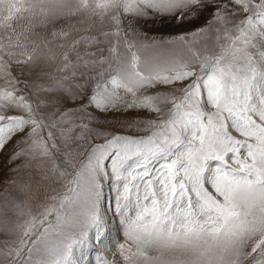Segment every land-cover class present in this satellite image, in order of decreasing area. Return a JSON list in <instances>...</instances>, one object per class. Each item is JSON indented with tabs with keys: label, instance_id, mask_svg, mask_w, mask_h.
<instances>
[{
	"label": "snow or ice",
	"instance_id": "snow-or-ice-1",
	"mask_svg": "<svg viewBox=\"0 0 264 264\" xmlns=\"http://www.w3.org/2000/svg\"><path fill=\"white\" fill-rule=\"evenodd\" d=\"M0 177V264H264V0H0Z\"/></svg>",
	"mask_w": 264,
	"mask_h": 264
},
{
	"label": "rangeland",
	"instance_id": "rangeland-1",
	"mask_svg": "<svg viewBox=\"0 0 264 264\" xmlns=\"http://www.w3.org/2000/svg\"><path fill=\"white\" fill-rule=\"evenodd\" d=\"M163 31H168L167 29H163ZM0 179H2V177H0Z\"/></svg>",
	"mask_w": 264,
	"mask_h": 264
}]
</instances>
